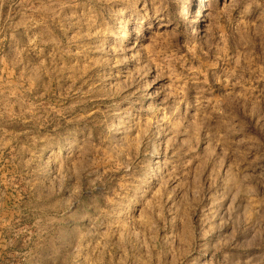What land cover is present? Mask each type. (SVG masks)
I'll return each instance as SVG.
<instances>
[{
    "label": "rangeland",
    "instance_id": "1",
    "mask_svg": "<svg viewBox=\"0 0 264 264\" xmlns=\"http://www.w3.org/2000/svg\"><path fill=\"white\" fill-rule=\"evenodd\" d=\"M0 264H264V0H0Z\"/></svg>",
    "mask_w": 264,
    "mask_h": 264
},
{
    "label": "bare ground",
    "instance_id": "2",
    "mask_svg": "<svg viewBox=\"0 0 264 264\" xmlns=\"http://www.w3.org/2000/svg\"><path fill=\"white\" fill-rule=\"evenodd\" d=\"M124 30V29H123ZM126 36H127V33L125 32V33H121L119 36H118V40L120 41V42H123L125 39H126Z\"/></svg>",
    "mask_w": 264,
    "mask_h": 264
}]
</instances>
